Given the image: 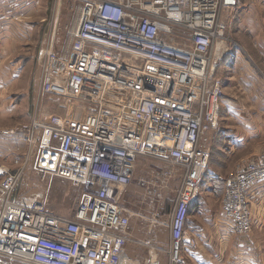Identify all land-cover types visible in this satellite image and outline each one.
<instances>
[{"label":"built area","instance_id":"built-area-1","mask_svg":"<svg viewBox=\"0 0 264 264\" xmlns=\"http://www.w3.org/2000/svg\"><path fill=\"white\" fill-rule=\"evenodd\" d=\"M82 1L72 29V51L83 55L73 82L79 94L73 96L88 105L78 107L71 99L64 114H48L4 132L21 135L27 155L33 152L34 171L70 181L79 190L78 201L71 216L55 213L40 198L15 201L22 173L0 164V264H124L131 217L111 193L116 189L121 195L133 182L139 156L170 166L166 178L181 174L170 215L169 255L172 262L185 264L189 207L198 200L210 160L203 139L219 127L223 83L215 74L213 49L224 43V15L237 9L239 0ZM87 43L145 61L138 88L123 75L115 82L112 71L125 69L121 59L87 54ZM45 56L54 55L44 50L38 57ZM67 80L63 67L55 65L42 90L62 95ZM87 87L95 88L96 99L85 97ZM118 110L134 112L137 128H128L122 118L120 128ZM147 181L140 179V187ZM261 186L264 149L224 179L223 216L239 236L251 233L249 196Z\"/></svg>","mask_w":264,"mask_h":264},{"label":"rangeland","instance_id":"rangeland-1","mask_svg":"<svg viewBox=\"0 0 264 264\" xmlns=\"http://www.w3.org/2000/svg\"><path fill=\"white\" fill-rule=\"evenodd\" d=\"M44 2L49 7H52L60 0H45ZM82 2V0H61V5H63V8L67 6L68 11L73 13V11L75 12L74 8L80 7ZM55 13L54 7V11L53 9L52 12L49 11L46 21L43 23L42 32L46 26L48 30L49 28L52 30L54 26L60 28L57 23L59 16L56 15V18H58L55 21ZM224 16L228 21L224 36L225 41L218 46L216 45L213 49L214 56H218L215 74L216 77L222 79L223 83L219 127L206 133L203 139V144L210 150V160L203 175L215 176L214 181L220 182L222 188L226 177L234 174L240 165L264 149V0H239L237 9L226 13ZM59 28L58 33L63 31V34L62 40H58L59 42H56V46L67 44L70 41L69 36H65L68 29L61 27L60 30ZM36 30L39 33V37L37 36L38 34L34 36L27 43L24 50L29 63L28 66H26L27 64L24 65L26 69L23 74L24 77L21 79L22 82L30 84V94L33 92L36 94L37 92L38 85L34 86L33 84L38 83L37 62L40 60L38 56L43 51L42 48L40 49L43 39L40 40V33L42 32L39 25ZM59 36L60 34L57 39ZM177 43L187 44L182 40H177ZM36 51H39L38 54ZM235 54H238V58H235ZM108 58L111 60L120 58L121 62L119 64L125 68L122 74H119L117 70L112 71L116 78L115 82L120 79V75H123L129 79L127 82L131 84L132 88H138L139 85L137 83L143 76L140 74L143 69L147 68V63L140 59L116 53H109ZM41 63L43 67V62L41 61ZM153 71L156 72L155 70ZM35 87L36 89H34ZM95 91V88L87 87L83 93L87 95H85L87 98L93 97L89 99H96L94 96ZM80 92L82 93L81 90ZM45 94L41 90L39 94L41 98L39 97L32 105L29 104L30 100L24 95V101L20 105L18 112L13 114V119H11L12 116H0V135H8L4 133L6 130L17 129L25 124L32 123L34 119L45 113L43 108L49 110L54 104H58V101H54V98H52L53 96L46 94L47 97L51 98L49 100ZM80 96L83 97L84 94H80ZM73 100L79 101L78 107L82 106L80 102H84L85 105L89 103L77 96ZM43 101H47V103H42ZM26 111L29 113L28 118L32 117V119L24 122ZM133 113L129 114L132 119L134 118V116H131ZM115 116L118 117L117 114ZM121 118L122 115L119 114L116 122L120 128L125 125L121 122ZM130 121L127 119L125 122L129 123ZM6 146L8 147L6 142L3 147L0 146V164H3L10 171L22 173V178L14 193V200L40 198L47 200L49 208L55 213L62 216H71L78 201L79 190L70 181L50 176L44 178L36 173L33 169L32 150L31 154L27 155L29 150L27 143L24 150L23 148L15 150L5 149ZM145 162L150 163V166L155 170L153 180L147 181V186L142 189L143 196L140 197L137 194V189L135 191L132 189V186L139 181H134L127 186L126 188L129 190L125 189L124 204L137 213V216H131V224L128 230L133 235L136 228L139 231V228H143L144 224L147 227V223H150L156 226L158 241L162 242L165 241L168 233H170V230L162 224V217L166 213L171 212L170 208L173 207V203H176L178 199L183 181L180 173H175L171 178H166L165 173L170 170V166L156 159L138 157V165ZM1 178L2 176H0V182ZM214 181L211 182V185L214 184ZM1 195L0 191V206L2 205ZM260 213L259 222H255L253 218L254 222L252 224L255 252L256 254L259 252L256 259L259 261L264 259V212ZM155 220L156 222H154ZM130 241L134 242L131 243L133 245H138L139 243L138 240L134 239ZM167 253L163 255L164 264H176L171 261L169 252ZM187 262L196 264L192 260Z\"/></svg>","mask_w":264,"mask_h":264},{"label":"crops","instance_id":"crops-1","mask_svg":"<svg viewBox=\"0 0 264 264\" xmlns=\"http://www.w3.org/2000/svg\"><path fill=\"white\" fill-rule=\"evenodd\" d=\"M44 1L45 0H0V116H12L11 119H13V114L18 112L20 105L24 101V95L30 100V105L34 104L40 97L39 94L42 90V83L45 75H47L48 72L50 73L55 65L63 67L65 73H67L68 85H66L62 95L52 97L54 101H58V104H54V106L49 109L50 111L43 108L45 113L41 114L39 118L53 113L64 114L67 111L68 102L75 98L73 95L75 93L79 94L73 82L75 81L74 75L78 67L79 59L83 55L80 56L78 53L72 51L76 41L72 35V29H74L77 24L79 7H75V12L73 11V13H71L68 11L67 6L63 8L61 0L52 7H49ZM54 7L56 12L54 19L56 21L58 18H56V15L59 16L57 23L60 25V28L54 26L52 30L51 28L48 30L46 26L42 32L43 23L46 21L49 11L52 12V9L54 11ZM60 10L62 11L61 13ZM38 25L42 32L40 33V40L43 39L40 49L42 48L43 51L50 50L54 56L49 59L48 56H45L41 58V60H38V83L33 84L34 86L38 85L37 92L36 94L35 92L30 94V84H26L21 80L24 77L23 74L26 69L24 65L27 64L26 66H28L29 63L24 50L26 49L27 43L34 36L38 34L37 36L39 37V33L36 30ZM61 27L68 29V32L66 30L65 36H69L70 41L67 44L56 46V42L62 40L63 31L58 33V28L61 30ZM46 31L48 32L46 33ZM57 33L58 35L60 34L58 39ZM84 50L87 54L100 57H108L109 53H116L88 43L84 44ZM38 52L39 51H36L37 54ZM235 58H238V54H235ZM47 60L48 63L50 62L49 64ZM41 61L43 62V67ZM34 89H36V87ZM45 95L43 96L45 97ZM47 99L50 100L51 98L47 97ZM44 102L47 103V101H43L42 103ZM73 102L79 105L78 100H73ZM80 105H85V103L80 102ZM116 113L121 114L122 119L131 120L128 123V128H137L136 125L138 124L134 122L136 118L132 120V117L123 110H118ZM131 116L134 115L131 114ZM25 117L26 119L24 122L32 119V117L28 118V111H26ZM0 137H2L0 139V146L3 147L5 142L8 145L5 149L10 148V150H15L23 148L24 150L26 146V141L21 135H0ZM154 170L155 169L152 168L148 162L139 165L136 164L133 182L139 181L140 179L152 181ZM214 180L215 176H203L200 183V195L198 200L189 207L186 234L183 238L182 247L184 263L189 264L187 261L192 260L196 264H264V259L260 261L256 259L259 252L258 254L255 252L253 230L251 229V233L247 236H239L234 233L231 227L226 223L222 208L224 182L222 181V188L221 183ZM212 181H214L213 185H211ZM125 189L127 190L128 188ZM132 189H134V191L137 189V194L140 197L143 196V187H140L139 182L133 185ZM126 190L119 195L118 191L115 189L111 193V199L121 204L129 213L130 217L137 216V213L133 212L124 204ZM249 197L252 207V222H259L258 218L260 217V212H264L263 186L256 188L251 192ZM173 204V207L170 208L171 212L166 213L162 217V224L169 230L170 215L175 206V203ZM154 222H156V220ZM147 224V227L146 224H144L145 226L143 225V228H139L140 233L136 228L133 233L134 236L131 235L128 230V238L130 240H138L139 243L138 245H133L131 243L134 242H128L125 248L124 264L165 263L163 255L168 254L167 252H169L170 249V233H168L165 241L159 242L156 226L150 223Z\"/></svg>","mask_w":264,"mask_h":264},{"label":"bare ground","instance_id":"bare-ground-1","mask_svg":"<svg viewBox=\"0 0 264 264\" xmlns=\"http://www.w3.org/2000/svg\"><path fill=\"white\" fill-rule=\"evenodd\" d=\"M218 55V54H217Z\"/></svg>","mask_w":264,"mask_h":264}]
</instances>
